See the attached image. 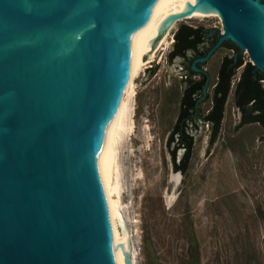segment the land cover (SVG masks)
Wrapping results in <instances>:
<instances>
[{"label": "water", "instance_id": "1", "mask_svg": "<svg viewBox=\"0 0 264 264\" xmlns=\"http://www.w3.org/2000/svg\"><path fill=\"white\" fill-rule=\"evenodd\" d=\"M208 9L223 32L192 62L200 100L198 63L225 41L264 72L263 0H0V264H115L93 159L121 43L144 25L122 90L174 20Z\"/></svg>", "mask_w": 264, "mask_h": 264}, {"label": "rangeland", "instance_id": "2", "mask_svg": "<svg viewBox=\"0 0 264 264\" xmlns=\"http://www.w3.org/2000/svg\"><path fill=\"white\" fill-rule=\"evenodd\" d=\"M182 23L223 32L219 16L179 21L166 49L143 69L146 56L135 70L132 116L118 148L122 219L117 228L135 249L136 264H264V129L259 123L242 125L234 92L243 67L232 81L216 139L210 124L192 125L189 169L184 173L175 167L169 137L188 71L182 58L169 60L168 55ZM234 53L221 47L204 63L209 94L223 57ZM243 56L250 62L247 51ZM210 106V101L203 103L201 111L208 113ZM183 155L179 149L176 161Z\"/></svg>", "mask_w": 264, "mask_h": 264}, {"label": "trees", "instance_id": "3", "mask_svg": "<svg viewBox=\"0 0 264 264\" xmlns=\"http://www.w3.org/2000/svg\"><path fill=\"white\" fill-rule=\"evenodd\" d=\"M220 36L218 29H209L205 26L194 27L182 23L175 32V42L168 55L169 60L182 58L183 65L188 71L184 81L185 87L180 101L178 119L169 137V144L174 145L172 149L175 167L184 173L189 169L194 148V136L190 133V127L198 126L199 121L210 124L213 138L216 139L224 118L232 81L241 67L243 71L235 85L234 95L236 106L243 112L242 125L259 123L264 129V72L257 69L251 62H245L243 51L230 40L225 41L222 47L229 48L235 53L233 56L223 57L212 93H208L203 100H200L207 75L194 71L191 67L192 62L197 57L206 55ZM207 43L210 47L203 49L202 46ZM198 66L204 67V64L198 63ZM207 101H210L211 106L205 114L201 108ZM179 149L184 151V155L177 162L176 153Z\"/></svg>", "mask_w": 264, "mask_h": 264}, {"label": "bare ground", "instance_id": "4", "mask_svg": "<svg viewBox=\"0 0 264 264\" xmlns=\"http://www.w3.org/2000/svg\"><path fill=\"white\" fill-rule=\"evenodd\" d=\"M212 16L221 17L220 12L217 9H208L194 12L189 16L174 20L155 49L147 55L148 61L142 66V68L145 69V66H147L156 58L157 53L162 49H166V47L170 44L169 36L171 30L174 28L177 22L191 19H203ZM143 29L144 25H140L138 28L130 32L121 43L115 63V65H117L119 68V83L113 91L111 109L108 113L107 120L98 141L93 159V166L95 168V172L103 193L107 222L110 232V248L115 264H127L126 255L131 250L129 241H123L121 233L117 228V223H120L122 219V215L117 208V204H119L118 197L120 196L118 148L119 144L121 143L126 123L132 114L130 104L136 94L134 73L122 90L121 85L124 66L126 65L127 58L131 54L132 49L138 44V42H134L132 44L130 43L142 33ZM173 178L176 182H179L180 175H175ZM173 199L174 195H171L168 198L169 202ZM131 254L133 264H136L135 249L131 252Z\"/></svg>", "mask_w": 264, "mask_h": 264}, {"label": "flooded vegetation", "instance_id": "5", "mask_svg": "<svg viewBox=\"0 0 264 264\" xmlns=\"http://www.w3.org/2000/svg\"><path fill=\"white\" fill-rule=\"evenodd\" d=\"M178 119V118H177Z\"/></svg>", "mask_w": 264, "mask_h": 264}]
</instances>
